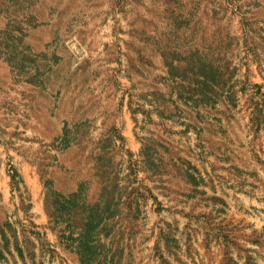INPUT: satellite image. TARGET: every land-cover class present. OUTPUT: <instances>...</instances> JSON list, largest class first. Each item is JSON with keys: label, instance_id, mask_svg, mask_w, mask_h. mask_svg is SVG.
<instances>
[{"label": "rangeland", "instance_id": "obj_1", "mask_svg": "<svg viewBox=\"0 0 264 264\" xmlns=\"http://www.w3.org/2000/svg\"><path fill=\"white\" fill-rule=\"evenodd\" d=\"M0 264H264V0H0Z\"/></svg>", "mask_w": 264, "mask_h": 264}]
</instances>
